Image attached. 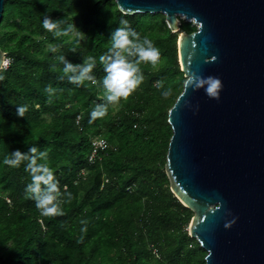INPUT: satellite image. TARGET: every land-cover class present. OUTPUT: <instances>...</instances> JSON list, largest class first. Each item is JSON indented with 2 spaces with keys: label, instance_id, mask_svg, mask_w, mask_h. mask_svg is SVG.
<instances>
[{
  "label": "trees",
  "instance_id": "trees-1",
  "mask_svg": "<svg viewBox=\"0 0 264 264\" xmlns=\"http://www.w3.org/2000/svg\"><path fill=\"white\" fill-rule=\"evenodd\" d=\"M57 9L62 10L58 17L62 26L75 19L77 31L86 35L83 43L64 41L42 27L43 16ZM121 20H127L141 37L146 27L152 30L159 24L155 15L122 14L113 0L4 1L0 28L26 25L29 33L12 31L6 49L0 45L9 59L0 71L4 77L0 80V264H200L193 262L201 250L198 243L197 249H188L180 242L189 239L181 228L191 212L163 188L172 131L168 111L160 107L156 95L157 81L165 86L182 77L178 33L195 29L180 23L184 31L172 33L164 22L158 33L147 35L164 63L156 71L141 64V93L131 109L115 117L108 107L106 115L92 120L93 107L103 103L96 93L100 85L69 83L57 59L64 55L78 64L95 57L93 75L101 80L105 73L98 57L107 51L111 32ZM44 43L54 46L45 49ZM49 85L55 89L51 96L45 91ZM20 105L28 106L23 118L16 115ZM152 106L158 113L147 118L144 113ZM104 122L116 135L117 147L89 165V138H108L98 127ZM32 146L49 150L48 163L61 191L71 195L70 200L64 197L62 216H41L25 192L31 178L24 164L14 169L3 163L12 151L26 152ZM150 245L159 252L158 258Z\"/></svg>",
  "mask_w": 264,
  "mask_h": 264
},
{
  "label": "water",
  "instance_id": "water-1",
  "mask_svg": "<svg viewBox=\"0 0 264 264\" xmlns=\"http://www.w3.org/2000/svg\"><path fill=\"white\" fill-rule=\"evenodd\" d=\"M114 2L124 15L164 14L172 33L193 20L196 31L177 38L186 80L167 114L164 172L193 213L188 236L205 264H264V0ZM5 58L0 49V71ZM196 76L219 78V99Z\"/></svg>",
  "mask_w": 264,
  "mask_h": 264
},
{
  "label": "clouds",
  "instance_id": "clouds-1",
  "mask_svg": "<svg viewBox=\"0 0 264 264\" xmlns=\"http://www.w3.org/2000/svg\"><path fill=\"white\" fill-rule=\"evenodd\" d=\"M63 24L62 20L52 19L49 16H45L42 21V27L58 37L66 36L69 32L77 30L75 25L62 27ZM77 34L81 39L85 37L79 30ZM109 43L107 51L98 57L105 73L99 81L93 75L97 58L88 56L82 60V63L73 64L64 55L57 57L58 61L63 64V73L69 83L81 86L87 81L94 85L99 84L102 88L104 102L93 107L90 114L92 120L106 115L109 105H116L121 100H127L144 82L141 64H150L155 67L161 59L160 50L153 41L147 36L141 37L127 20H121L120 26L111 32ZM3 79L4 77L0 75V80ZM192 82L196 88L207 85L205 87L206 94L219 99V90L222 87L219 78L196 76ZM156 87H163V82L157 81ZM45 91L51 96L55 89L49 85ZM170 94L171 89L161 93L164 98ZM27 111V105L17 106L16 115L23 118ZM48 156V149L41 150L32 146L28 147L26 152L19 149L12 151L4 158L3 163L14 169L24 164V170L31 178V182L25 188L27 198L35 202L41 216L57 217L64 214L63 204L66 202L64 197L70 200L71 195L61 191L59 181L48 163Z\"/></svg>",
  "mask_w": 264,
  "mask_h": 264
},
{
  "label": "rangeland",
  "instance_id": "rangeland-1",
  "mask_svg": "<svg viewBox=\"0 0 264 264\" xmlns=\"http://www.w3.org/2000/svg\"><path fill=\"white\" fill-rule=\"evenodd\" d=\"M114 1V0H113ZM62 10L60 9H57L55 12H53L52 15H49V17H51L52 19H59L58 17L60 16ZM150 15H155L156 18L158 19V22L159 24H157L152 30H148V28L146 27L144 29V32L143 34L145 36L147 35H152V34H155V33H158L159 32V29L163 28L162 25H160V23H164L165 22V16L164 14L162 13H154V14H150ZM46 16V15H45ZM43 16V17H45ZM75 19L72 17L71 20L68 22L67 25H75ZM9 21L5 22L4 24L5 25H9ZM190 23V28L191 29H197V27L195 26L194 22L192 19H185L182 23ZM62 27H66V26H62ZM12 31H18L19 33L21 34H27L29 33L27 30V26L26 25H22V26H15V27H3V28H0V45H2L4 48H5V45H8L7 44V41H8V36L9 34L12 32ZM180 31H184L182 29V27L180 26ZM77 30L76 31H72V32H69L68 35L66 36H59V38L63 39L64 41H78L79 43H83L85 40H86V35L83 39H81L78 34H77ZM179 34V33H178ZM54 46V44L52 43H44V48L45 49H52ZM6 49V48H5ZM164 61L160 59L159 63L155 66V67H152L150 64H145V66L151 70V71H156L157 69H159L162 65H163ZM6 65L8 66L9 65V59L7 60L6 58ZM176 79H178V82H174V83H170L168 85H165L161 88H157V96H160V107H162V109H166L168 111L169 109V106L171 104V100L172 98L177 95L180 91V89L183 87L184 85V82H185V77L183 76L182 74V77H178L176 76ZM167 89H171V94L167 97V98H164L161 93ZM96 93H97V96L98 98L102 101H103V91H102V88L101 87H98V89L96 90ZM141 93V90L139 89V87L133 92V94L127 98V100H121L119 104H116V105H109V110H110V113L112 115L117 116L119 115L121 112H124L125 110L127 109H131L132 106L136 103L137 99H138V96L139 94ZM157 109L152 106L150 107L147 111H145L144 115L149 118L150 116H155L157 115ZM43 119L48 122L49 121V117L47 115L43 116ZM100 126V127H99ZM99 127V130H101L100 134H106V138L108 139L109 141V144L112 145V148L113 150H115V147H117V138H116V135L112 132L111 129H108L106 126H105V122L98 125ZM97 127V128H98ZM163 188L165 190H168L169 192L170 189H169V183H168V180L167 178L163 180ZM179 213H182V214H185L182 212V210L179 209L178 211ZM191 212V211H190ZM193 215V213L191 212L190 216L188 217V220L186 221L185 224L182 225V228H181V231L183 233H188V228H189V223H190V220H191V216ZM179 232L176 231L174 233L175 235V238H176V235L178 234ZM183 243V245L185 247H187L188 249H197V244H196V240L194 239H191L189 237V239L185 238L183 239L182 241H180ZM199 247V245H198ZM200 248V247H199ZM201 249V248H200ZM202 250V249H201ZM199 250L196 252V254L194 255L193 257V262L194 263H200L202 264L204 258H205V255L206 253H204L205 251L204 250Z\"/></svg>",
  "mask_w": 264,
  "mask_h": 264
},
{
  "label": "built area",
  "instance_id": "built-area-1",
  "mask_svg": "<svg viewBox=\"0 0 264 264\" xmlns=\"http://www.w3.org/2000/svg\"><path fill=\"white\" fill-rule=\"evenodd\" d=\"M8 60V59H7ZM6 58L3 65V69L6 68ZM76 123L80 125V116L78 115L76 117ZM82 128H80L81 130ZM89 144H90V151L86 157L87 162L89 165H94L95 163L102 160L103 156H106L109 150H113L112 145L109 144V141L105 139L101 135H93L89 138ZM84 176L85 172L82 171L80 173V176ZM6 202L10 204V200L6 199ZM41 223V220H38ZM150 250L152 251V254L158 258L159 252L155 248L154 245H150Z\"/></svg>",
  "mask_w": 264,
  "mask_h": 264
}]
</instances>
